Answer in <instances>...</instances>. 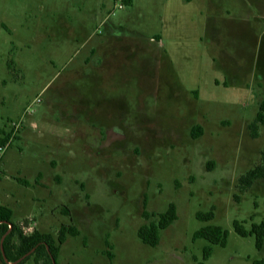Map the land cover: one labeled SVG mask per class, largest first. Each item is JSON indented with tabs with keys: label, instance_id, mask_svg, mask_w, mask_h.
Here are the masks:
<instances>
[{
	"label": "rangeland",
	"instance_id": "374dc122",
	"mask_svg": "<svg viewBox=\"0 0 264 264\" xmlns=\"http://www.w3.org/2000/svg\"><path fill=\"white\" fill-rule=\"evenodd\" d=\"M102 1L0 0V204L26 233L56 238L62 223L77 226L58 264L264 257L254 235L232 226L264 220V180L237 187L264 148V125L255 139L248 130L264 99V0H134L120 10ZM109 8L120 26L115 66H82L110 32L102 23ZM196 124L202 134L192 138ZM170 202L177 218L156 246L144 244L139 226L157 220L144 211ZM211 206L212 220L195 217ZM205 224L229 233L203 260L209 243L192 234ZM46 262L32 254L24 264Z\"/></svg>",
	"mask_w": 264,
	"mask_h": 264
},
{
	"label": "trees",
	"instance_id": "16d2710c",
	"mask_svg": "<svg viewBox=\"0 0 264 264\" xmlns=\"http://www.w3.org/2000/svg\"><path fill=\"white\" fill-rule=\"evenodd\" d=\"M264 125V99L259 104V109L253 121L248 124L249 134L252 138L259 136V128ZM192 138L202 134L199 124L192 126L190 130ZM257 179L264 180V148L260 152V161L238 177L237 187L240 192L247 190ZM16 180L23 185H28V180L18 177ZM144 205L146 200H144ZM214 206L207 211H197L195 217L207 222L214 218ZM69 207L65 206L62 213L69 215ZM12 210L0 204V264H24L29 255L34 254L36 259L45 256L46 264H58L57 258L62 244L68 235L78 236L80 230L74 224L62 223L58 229L56 238L50 233L34 230L31 233L24 232L20 223L12 220ZM144 217L157 216V220L139 226L137 236L149 246H156L160 240V231L167 228L177 218V208L174 202H170L167 208L159 213H148L144 211ZM252 218V217H251ZM234 231L240 236L254 235V245L260 250L264 247V220L252 222L250 228H246L244 221L234 220L232 223ZM228 230L215 224H205L195 230L192 241L203 238L209 244L202 249V258L206 260L212 253V245L217 244L224 247L227 243ZM108 245L109 242L106 241ZM108 258H113V252H106ZM194 260L196 258L194 257ZM110 264V263H109ZM197 264H204L198 261ZM252 264H264V257L252 260Z\"/></svg>",
	"mask_w": 264,
	"mask_h": 264
},
{
	"label": "crops",
	"instance_id": "0c3cea01",
	"mask_svg": "<svg viewBox=\"0 0 264 264\" xmlns=\"http://www.w3.org/2000/svg\"><path fill=\"white\" fill-rule=\"evenodd\" d=\"M134 0H130L128 5H131L133 3ZM105 0L102 1V6H105ZM109 10L110 8L107 10L108 13L107 15H105V18L103 19L102 23L104 22V26H107V29L110 31L108 34H105L101 37H98L97 40L95 42H93L92 46L90 48H88L86 51V55H84L81 58V64L82 66L84 65L85 67L91 65V67H93L94 69L96 68H100V67H111L112 65H114V63L116 62L114 59L116 58V54L117 52H115V47L118 46L115 42V40H117V36L120 35V26H117L114 21H112L113 19H108L109 18ZM86 32L82 33V36L85 34ZM74 34V37H72ZM102 34V33H101ZM70 35L73 39H77L78 38V34L76 32H70ZM96 35V32H92L87 38L86 40L82 43V46H85L94 36ZM116 37V39H115ZM156 39L158 41V43L161 42V36L156 35ZM117 51V50H116ZM119 51V50H118ZM115 66V65H114ZM109 127V128H108ZM107 128V133H110V131H115L116 129V125L114 124H110L106 126ZM105 132V131H104Z\"/></svg>",
	"mask_w": 264,
	"mask_h": 264
},
{
	"label": "built area",
	"instance_id": "2783aa9c",
	"mask_svg": "<svg viewBox=\"0 0 264 264\" xmlns=\"http://www.w3.org/2000/svg\"><path fill=\"white\" fill-rule=\"evenodd\" d=\"M128 4V0H113V10L123 9ZM5 149L4 145H0V153Z\"/></svg>",
	"mask_w": 264,
	"mask_h": 264
}]
</instances>
